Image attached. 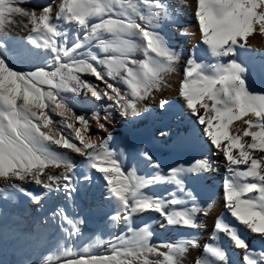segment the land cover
<instances>
[{
  "label": "snow or ice",
  "instance_id": "1",
  "mask_svg": "<svg viewBox=\"0 0 264 264\" xmlns=\"http://www.w3.org/2000/svg\"><path fill=\"white\" fill-rule=\"evenodd\" d=\"M26 2L0 0V195L23 193L41 208L63 198L72 211L57 203L38 222V237L48 225L61 234L38 264H183L197 240L181 234L155 242L151 225L135 221L158 214L162 229L199 230L213 202L202 203L188 181L220 166L213 155L223 156V201L231 220H215L193 264H235L222 236L243 251L242 264H264V93L250 89L249 70L237 59L242 50L252 51L250 37L264 35V0H194L208 59L198 55L197 44L186 60L163 25L176 23L189 0H51L39 9L25 8ZM17 17L27 21L23 44L11 40ZM15 60L39 62L21 69ZM182 61L178 95L202 126L209 155L165 170L141 149L149 169L142 172L114 147L109 126L114 114L142 117ZM81 97L91 108L78 114ZM158 103L170 106L167 99ZM93 127L106 135L93 134ZM71 154L83 158V170ZM97 178L112 209L107 220L121 231L77 248L71 241L86 220L75 213V194L81 181ZM244 232L258 236L261 247H251Z\"/></svg>",
  "mask_w": 264,
  "mask_h": 264
},
{
  "label": "bare ground",
  "instance_id": "2",
  "mask_svg": "<svg viewBox=\"0 0 264 264\" xmlns=\"http://www.w3.org/2000/svg\"><path fill=\"white\" fill-rule=\"evenodd\" d=\"M176 3V0H172ZM190 6L181 10V15L176 23H165L163 31L170 37L171 42L178 49H183L184 60L187 59L189 50L194 45L199 44L198 55L204 59H208L205 54V46L200 43V34L197 21L193 15L194 0H189ZM187 35H181V32ZM249 44L252 51L242 50L237 59L248 68V83L251 82L264 85V35L256 34L250 37ZM183 77V61L177 68V72L168 77V86L157 94V99L149 103V110L144 112L142 117L135 120L122 119L118 114H114L113 123L109 126V132L113 136V145L118 150L124 149L128 154L129 165H137L142 172L149 171L147 165L139 156V150L146 149L150 151L155 159H158L162 167L167 168L177 163H190L194 159L203 155H209L207 140L202 138V126L195 123V118L184 107V101L178 95L179 82ZM167 99L170 106L166 109L159 108V100ZM84 102V98H83ZM90 104L84 102V108L81 111H88ZM81 111L77 113L80 114ZM58 119V118H57ZM239 125L240 122H237ZM164 130L168 133L166 137L159 135ZM93 134L106 135L99 132L93 127ZM129 132H139L144 136V141L140 148L137 149L133 145L128 149L131 139ZM73 161L77 164L78 170H83L81 161L82 157L71 154ZM212 159L219 162V167L212 172L205 174L203 177L190 178L188 184L195 192L198 193L201 202H213V208L207 217H201L202 227L199 230L180 229V228H161L163 240H175L181 234L190 236L198 241L199 247L190 250L189 254L184 258L183 264H193L195 258L203 254L205 243L210 242L213 233L214 222L218 217L231 220V217L224 208L223 201V180L227 173L223 165L222 155H213ZM79 174V171H78ZM28 191L33 194L42 195L41 190L34 184L25 185ZM162 192L163 188L156 189ZM106 190L103 187V181L95 179L92 183L81 181L80 191L75 194L74 202L76 205L75 213L85 218L86 231L81 236L75 238L71 243L77 248L83 247L81 240L87 244L95 236L99 235L103 240L109 239L112 234H118L121 229L113 228L107 220L108 214L112 211L109 202L104 199ZM8 197V198H5ZM45 200L48 198L45 197ZM44 202L42 201V204ZM69 204L63 198L57 200H49L44 204H34L25 194L9 192L0 195V221L6 217H11V211L21 212L25 216V222H31L34 226L32 239L41 247L50 248V246L61 236L55 226L48 225L42 235L38 237L39 225L48 211L57 204ZM14 206V209H13ZM35 208L33 209V207ZM72 214L71 209H69ZM100 216L101 220L97 223V227L93 230V223L96 217ZM156 214L151 216L145 215L143 218H137L136 224L149 223L151 228H155L159 224L156 220ZM162 223V220H161ZM54 229L57 238H50V230ZM249 244L253 248H260L261 243L259 237L254 234L244 232ZM222 243L229 250L231 260L235 264H242L243 251L232 246L226 237H221ZM257 244V246H256ZM97 251H103L98 248Z\"/></svg>",
  "mask_w": 264,
  "mask_h": 264
},
{
  "label": "rangeland",
  "instance_id": "3",
  "mask_svg": "<svg viewBox=\"0 0 264 264\" xmlns=\"http://www.w3.org/2000/svg\"><path fill=\"white\" fill-rule=\"evenodd\" d=\"M51 2V0H27V2L23 5L25 8H37L43 6L46 3ZM26 19L23 17H17L16 23L14 25L9 26V30L11 33V40L13 44H23L26 41L27 31L23 27L26 23ZM39 62L35 61H21L15 60L14 63L18 68L27 69L30 66V63ZM90 78V77H89ZM91 79V78H90ZM251 90L260 92L264 91V85L251 82L249 84ZM80 103L77 107V112L81 111L84 108L83 97L79 98ZM131 139L128 144V149H130L133 145L137 149L140 148L141 144L144 141V136L139 132H129ZM2 183V182H0ZM61 204V203H60ZM66 208H69V204H64ZM35 206L33 207V209ZM14 209V206H13ZM71 209V208H69ZM156 220L159 224L155 228H152L155 233L154 241H166L162 239L161 232V218L158 214H156ZM101 220V217H96L93 223V230L96 229L97 223ZM25 216L21 212L11 211V217H6L4 220L0 221V264H38L39 259L47 253V251L53 248L57 242H55L50 246L41 247L32 239L34 226L31 222H25ZM137 226H142L143 224H136ZM86 231V227H82V233ZM6 233V235L4 234ZM57 233L54 232V229L50 230V238L56 239ZM110 239V238H109ZM108 239H105V241ZM81 244L84 246L83 240H81ZM257 246V244H256Z\"/></svg>",
  "mask_w": 264,
  "mask_h": 264
},
{
  "label": "water",
  "instance_id": "4",
  "mask_svg": "<svg viewBox=\"0 0 264 264\" xmlns=\"http://www.w3.org/2000/svg\"><path fill=\"white\" fill-rule=\"evenodd\" d=\"M261 93H264V91H261Z\"/></svg>",
  "mask_w": 264,
  "mask_h": 264
}]
</instances>
